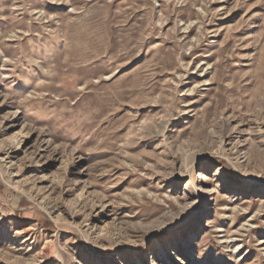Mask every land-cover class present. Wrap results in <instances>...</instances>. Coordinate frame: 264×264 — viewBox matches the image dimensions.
I'll use <instances>...</instances> for the list:
<instances>
[{
  "label": "rangeland",
  "instance_id": "obj_1",
  "mask_svg": "<svg viewBox=\"0 0 264 264\" xmlns=\"http://www.w3.org/2000/svg\"><path fill=\"white\" fill-rule=\"evenodd\" d=\"M2 32L0 264H264V0H0Z\"/></svg>",
  "mask_w": 264,
  "mask_h": 264
},
{
  "label": "bare ground",
  "instance_id": "obj_2",
  "mask_svg": "<svg viewBox=\"0 0 264 264\" xmlns=\"http://www.w3.org/2000/svg\"><path fill=\"white\" fill-rule=\"evenodd\" d=\"M9 19V18H8ZM4 20H7V17H5L4 18ZM8 22L6 23V25L4 26V28H7V27H9V26H11L13 23H17V22H19V23H23L21 20H17V21H13V22H11V19L10 20H7ZM3 31V30H2ZM4 35V32H2L1 34H0V38H1V36H3ZM13 36V35H12ZM30 36V35H29ZM1 42V41H0ZM60 50V49H59ZM59 52V51H58ZM57 53V52H56ZM58 54V53H57ZM60 55V54H59ZM57 57H59L58 55H56ZM56 56L54 57V59L56 58ZM61 57V56H60ZM45 60H47V58L45 59ZM47 63V62H46Z\"/></svg>",
  "mask_w": 264,
  "mask_h": 264
},
{
  "label": "trees",
  "instance_id": "obj_3",
  "mask_svg": "<svg viewBox=\"0 0 264 264\" xmlns=\"http://www.w3.org/2000/svg\"><path fill=\"white\" fill-rule=\"evenodd\" d=\"M45 227H48L50 225V223L46 220L43 224Z\"/></svg>",
  "mask_w": 264,
  "mask_h": 264
}]
</instances>
